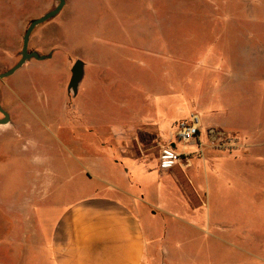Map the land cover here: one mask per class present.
Masks as SVG:
<instances>
[{"label": "rangeland", "instance_id": "374dc122", "mask_svg": "<svg viewBox=\"0 0 264 264\" xmlns=\"http://www.w3.org/2000/svg\"><path fill=\"white\" fill-rule=\"evenodd\" d=\"M56 5V0H0V74L21 59L30 23ZM29 49L55 55L32 60L1 81V105L12 123L0 126V264H33L32 233L50 232L59 196L75 201L100 186L82 174L84 164L113 171L115 130L132 117L137 122L156 115L151 107L164 108L183 89L192 95L198 81L200 102L224 109L215 120L225 129L238 128H209L210 141L189 155L206 164L210 151L227 153L220 166L227 171L214 181L227 187L213 199L212 217L232 226L233 245L219 238L209 243L203 235L195 240L189 226L162 212L154 219V237L168 252L164 264H178V241L180 254L188 255L184 264H195L197 251L203 255L200 263L207 264L210 248L217 264H251L234 244L252 249L264 243L257 230L264 201V0H66L56 18L33 32ZM77 60L86 64L87 76L74 98L68 86ZM243 88L249 92L241 93ZM135 105V114H128ZM191 114L197 113L186 118ZM176 122L165 125L166 141L140 131L141 143L124 145L157 159ZM241 138L249 154L237 151ZM177 148L186 154L194 149L192 144ZM189 160L179 171L191 166ZM199 168L207 201L208 178ZM170 200L165 208L187 218L185 208ZM201 211L207 220L209 208ZM220 228L218 236L224 233ZM226 250L231 257L225 258Z\"/></svg>", "mask_w": 264, "mask_h": 264}, {"label": "crops", "instance_id": "0c3cea01", "mask_svg": "<svg viewBox=\"0 0 264 264\" xmlns=\"http://www.w3.org/2000/svg\"><path fill=\"white\" fill-rule=\"evenodd\" d=\"M86 68L85 64V72ZM183 70L182 65L177 72ZM244 75L248 76V71L241 73V77ZM86 76L87 72L79 92ZM196 86L198 90L192 95L189 93L192 90L183 89L175 99L165 101L164 108L162 106L157 109V105L151 107L152 112L157 113L156 115L142 118L137 122L132 117L133 122L122 124L115 130L113 145L117 153L109 159L115 169L105 172L98 168L94 170L84 164L82 174H85L88 179H95L100 186L93 190H86L87 194L75 201L64 202V198L59 196L61 200L56 207L59 209L58 215L52 221L50 232L48 234L44 231L32 233L33 264H158V262L164 264L163 258L168 259V252L166 254L162 243L154 237V219L161 212L172 216L177 223L189 226V231H193L195 240H199L203 235L208 236L209 243L219 238L226 245H233L228 238L232 236V232L228 231V228L232 229V226L212 217L215 204L213 199L217 193L222 192L224 187L226 190L227 187L214 182L221 177L223 171H227L220 167L222 163L225 164L228 161L227 153L210 151L206 164L201 163L199 158L190 156L189 168L179 171L177 166L169 171H161L158 167V158L152 160L143 149L131 150L124 145L127 140L132 145L141 143L138 141L140 131L149 133L155 139L166 141L168 137L164 132L165 125L183 120L190 113L196 112L202 121V126L199 135L200 143H193L194 149L189 153L194 155L200 145L210 141L207 132L209 128L225 129L226 127L215 120L216 115L224 109L201 103L199 81ZM245 90L249 92L247 88H243L241 93H245ZM177 98L180 103L176 105L173 100ZM173 106L177 107L174 108L175 113L171 114L169 108ZM136 108V105L134 108L129 106L128 114L131 112L135 114ZM170 114L175 117L170 118ZM225 130L237 132L238 128ZM262 144L264 145V142ZM103 146L107 147L108 143ZM237 146V151L249 154L247 144L242 138ZM200 166L203 167L202 171L208 178L207 201L204 200L203 188L199 185L197 178ZM182 174H185L187 179H184ZM182 184L189 191L191 190L193 195L188 196ZM65 187L66 185L62 187L61 192H65ZM166 199H171L173 207H179L182 211L186 210L188 217L184 218V215L179 212L174 213L166 209L167 204H164ZM205 207L210 210L207 220L206 217H201L205 213L201 209ZM226 207H228L227 204ZM258 209L257 215L260 220L257 230L259 232L260 229V234L263 235L259 236L260 238L264 237V201L259 203ZM221 224L225 226L220 228ZM218 228L223 230V235H217ZM5 240L6 245L9 246L8 236ZM234 245L249 257L248 261L251 264H264V243L257 244L252 249L238 246L237 243ZM182 246L183 243L178 241V264H184L188 257L187 254H180ZM224 253L225 258L231 257L229 250ZM195 254L194 263L204 264L199 260L203 256L202 252L197 251ZM205 255L209 258L207 264H217L214 260L215 250L210 248ZM180 256L183 260L185 259L183 263Z\"/></svg>", "mask_w": 264, "mask_h": 264}, {"label": "water", "instance_id": "95a60500", "mask_svg": "<svg viewBox=\"0 0 264 264\" xmlns=\"http://www.w3.org/2000/svg\"><path fill=\"white\" fill-rule=\"evenodd\" d=\"M56 7L44 14L43 16L34 19L28 29L26 30L24 36H23V46L22 51L20 52L21 59L9 70L3 72L0 74V85L1 81L13 76L16 74L19 70H21L25 64L28 62L35 60L38 62H44L47 60H50L53 57V52H50L47 55L41 54L38 51H30L29 44L32 37L33 32L43 24L53 20L56 18L64 9L66 5V0H56ZM72 77L68 86V92L71 94L74 98H76L79 94L80 85L85 77V64L81 60H77L75 64L72 67L71 70ZM1 86H0V113L3 115L2 118H0V126L11 124V116L10 114L2 107L1 105Z\"/></svg>", "mask_w": 264, "mask_h": 264}, {"label": "built area", "instance_id": "2783aa9c", "mask_svg": "<svg viewBox=\"0 0 264 264\" xmlns=\"http://www.w3.org/2000/svg\"><path fill=\"white\" fill-rule=\"evenodd\" d=\"M176 131L170 133L169 140L160 152L158 167L161 171H169L177 166L188 164L189 155L178 150V145L193 144L200 135L201 119L197 114L175 123Z\"/></svg>", "mask_w": 264, "mask_h": 264}]
</instances>
